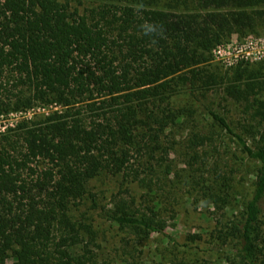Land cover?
Masks as SVG:
<instances>
[{
  "label": "trees",
  "instance_id": "1",
  "mask_svg": "<svg viewBox=\"0 0 264 264\" xmlns=\"http://www.w3.org/2000/svg\"><path fill=\"white\" fill-rule=\"evenodd\" d=\"M72 1L0 0V264H104L82 207L123 230L127 244L167 236L174 215L164 137L176 114L165 103L184 88L220 85L243 107L255 145L209 114L257 168L250 199L220 223L218 238L234 242L237 264H264V74L238 66L225 82L205 68L215 46L264 27V0ZM146 24L157 31L145 34ZM209 141L201 133L190 141L192 189L198 181L205 197L226 204L229 187L222 195L200 179ZM106 176L120 186L102 204L93 185Z\"/></svg>",
  "mask_w": 264,
  "mask_h": 264
},
{
  "label": "rangeland",
  "instance_id": "2",
  "mask_svg": "<svg viewBox=\"0 0 264 264\" xmlns=\"http://www.w3.org/2000/svg\"><path fill=\"white\" fill-rule=\"evenodd\" d=\"M80 2L87 5L86 0L72 1L76 6ZM260 38H264V27H258L257 33L233 35L212 49L210 61L206 63L205 68L217 73L225 82L233 81L238 66L255 71L260 69L264 74V45L249 47L250 40ZM243 43L244 45L240 46ZM218 46L227 47L222 52H214ZM239 54L249 55V59L240 60L243 58L240 57L239 61H235ZM219 87L208 92L196 87L184 88L165 103L176 114V122L169 125L164 137V143L170 152L166 165H170L172 171V175L165 180V192L170 195L167 197L170 199L167 203L171 204L174 215V218H169L167 236L155 234L141 245L127 244L128 235L118 226L101 219L98 213H92L86 207L80 209L79 215L87 213V216H92L94 220L98 233L99 246L96 253L99 262L127 264V260H130L137 264H237L234 242L230 241L223 246L218 238V228H221V222L227 223L243 211L252 194L257 163L241 152L236 140L213 121L209 110L224 116L250 145H255L256 140L255 136L246 130L249 119L243 107L226 100L223 93L225 85ZM257 97L264 100V91ZM51 110L52 107L36 108L28 113L13 116L11 122L27 117L35 118ZM199 133L206 135L210 140L205 148L208 161L205 167L200 166V179L204 177L209 180L207 184L223 192L222 195H225L229 187L230 196L226 199V204H215L212 199L205 197L203 192H200V183L198 184L196 177V191L192 189L195 187L192 180L195 174L191 166L196 168V164L191 163L196 161L192 159L189 146L193 135ZM201 150L204 151L200 147L198 152L201 153ZM219 172L223 177H213ZM115 183L120 186L118 181L106 176L93 185L94 191L102 192V204H108L111 194L119 190ZM130 191L137 197L143 193L137 185L130 186ZM262 220L264 221V204ZM190 236L195 237L194 242ZM185 244L188 247L184 246ZM8 263L14 264V260L10 259Z\"/></svg>",
  "mask_w": 264,
  "mask_h": 264
},
{
  "label": "built area",
  "instance_id": "3",
  "mask_svg": "<svg viewBox=\"0 0 264 264\" xmlns=\"http://www.w3.org/2000/svg\"><path fill=\"white\" fill-rule=\"evenodd\" d=\"M264 45V38H260V39H252L249 41V47L253 46V45ZM243 44H241L240 46H243ZM228 46V45H227ZM227 46H218V49L214 50V52H222L224 50V48H226ZM218 50V51H217ZM240 56L238 58L235 59V61H239V58L240 57H243L242 59L240 60H244V59H249V55H245V54H239Z\"/></svg>",
  "mask_w": 264,
  "mask_h": 264
},
{
  "label": "clouds",
  "instance_id": "4",
  "mask_svg": "<svg viewBox=\"0 0 264 264\" xmlns=\"http://www.w3.org/2000/svg\"><path fill=\"white\" fill-rule=\"evenodd\" d=\"M142 27H143L145 34H152L157 31L155 25L146 24V25H143Z\"/></svg>",
  "mask_w": 264,
  "mask_h": 264
}]
</instances>
